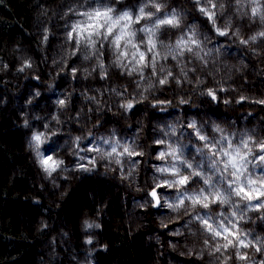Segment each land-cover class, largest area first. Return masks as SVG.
Masks as SVG:
<instances>
[{
    "label": "clouds",
    "instance_id": "clouds-1",
    "mask_svg": "<svg viewBox=\"0 0 264 264\" xmlns=\"http://www.w3.org/2000/svg\"><path fill=\"white\" fill-rule=\"evenodd\" d=\"M35 2L0 87L44 85L13 124L49 207L91 182L75 225L36 217V264H131L142 232L148 264H264V0Z\"/></svg>",
    "mask_w": 264,
    "mask_h": 264
},
{
    "label": "trees",
    "instance_id": "trees-1",
    "mask_svg": "<svg viewBox=\"0 0 264 264\" xmlns=\"http://www.w3.org/2000/svg\"><path fill=\"white\" fill-rule=\"evenodd\" d=\"M44 2L55 3L56 0H39V3ZM38 6L35 0H0V48L10 47L18 35L23 37V43L29 46L33 44L35 35H25L24 30H31L33 13ZM44 78L46 79V76ZM3 79L0 77V80ZM64 83V77H61L58 87L63 86ZM19 84L20 81H17V85ZM32 87L43 90L44 85L29 79L22 90L11 83L6 87H0V264H36V256H44L43 252H37L41 241L35 238L32 227L36 217L43 214V209L48 210L49 217L57 218V223L66 219L69 224L75 225L84 207L89 204L90 181L74 185L73 191L58 212L49 207V201L45 195L48 185H44L45 191L40 190L37 170L23 153V133L14 130L13 124L14 120L19 122L18 113L25 110L23 101ZM5 97H7L6 102ZM48 99V95L41 97L43 101ZM35 107L40 108V101L35 103ZM102 192L95 193L100 200L105 198ZM33 196L40 199L39 205L32 204ZM119 199L120 196L117 194L109 203L110 212L112 205ZM92 210L94 211V208ZM117 211H119L118 208ZM146 215H151V212ZM108 227L111 228V224H108ZM25 237L35 239V243H28ZM111 239L115 240L116 237L112 236ZM125 239H127L126 235ZM143 246L144 233L142 232L135 238L137 254L127 257L131 260V264H148L154 259L152 253L154 245L148 248L147 254L143 253ZM117 255L105 256L103 253H98L101 264H111V261L117 259ZM162 264H166V261ZM182 264H193V262L183 261Z\"/></svg>",
    "mask_w": 264,
    "mask_h": 264
},
{
    "label": "rangeland",
    "instance_id": "rangeland-1",
    "mask_svg": "<svg viewBox=\"0 0 264 264\" xmlns=\"http://www.w3.org/2000/svg\"><path fill=\"white\" fill-rule=\"evenodd\" d=\"M102 193H104V192H102Z\"/></svg>",
    "mask_w": 264,
    "mask_h": 264
}]
</instances>
